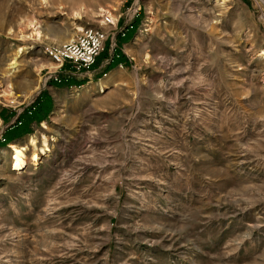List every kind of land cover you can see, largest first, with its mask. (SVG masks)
<instances>
[{"label": "rangeland", "instance_id": "374dc122", "mask_svg": "<svg viewBox=\"0 0 264 264\" xmlns=\"http://www.w3.org/2000/svg\"><path fill=\"white\" fill-rule=\"evenodd\" d=\"M84 28L103 50L57 84L43 48ZM0 264H264V0H0Z\"/></svg>", "mask_w": 264, "mask_h": 264}, {"label": "built area", "instance_id": "2783aa9c", "mask_svg": "<svg viewBox=\"0 0 264 264\" xmlns=\"http://www.w3.org/2000/svg\"><path fill=\"white\" fill-rule=\"evenodd\" d=\"M108 25L116 28L113 24ZM132 26L125 25L124 28L117 29V33L123 37L125 33L132 30ZM107 35L100 29L84 28L68 42L44 47L43 53L58 67L59 71H62L63 78L68 79L71 75L89 72L103 50ZM65 65H69V69H64ZM59 80L56 79L55 82Z\"/></svg>", "mask_w": 264, "mask_h": 264}, {"label": "bare ground", "instance_id": "6f19581e", "mask_svg": "<svg viewBox=\"0 0 264 264\" xmlns=\"http://www.w3.org/2000/svg\"><path fill=\"white\" fill-rule=\"evenodd\" d=\"M120 1L121 0H114L116 4H119ZM42 2L45 3V0H42ZM95 15L96 18L100 19V23H102L103 25H108L109 23L114 24L113 22L115 18L112 12L108 9L99 7ZM28 28L30 30V33L27 36L28 39L29 38L38 39L40 37L39 32L36 30L34 25H32V23L28 24ZM24 50L25 49L23 48L18 49L17 52L15 53V57L17 58L19 55H21ZM16 58H14L13 62L10 63L9 69L14 70L17 67L15 60ZM105 89H109V87H107L105 84L98 85V93H103ZM41 125L44 127V123H42ZM38 141L39 142H36L33 139V137L29 136L26 138L25 144L22 145L11 144L8 146V148L10 149L9 166L12 167V171L14 170L17 171L18 173L19 172L21 173V171L25 170L28 164H30L31 166H36L38 164L40 156L46 155V152L49 151L48 149L49 139L45 136H41V139H39ZM37 143H39V147L37 146Z\"/></svg>", "mask_w": 264, "mask_h": 264}, {"label": "trees", "instance_id": "16d2710c", "mask_svg": "<svg viewBox=\"0 0 264 264\" xmlns=\"http://www.w3.org/2000/svg\"><path fill=\"white\" fill-rule=\"evenodd\" d=\"M127 39V38H126ZM126 41V40H125ZM123 56L122 55H120V53L118 52V51H115V54L113 55V58H112V62H111V64L107 67V68H105L104 70H108V69H110L111 67H113V66H115V65H117V64H120V62L123 60ZM57 84H61V85H68L69 84V81L66 79V78H60V80H59V82L57 83ZM76 84H78L79 85V82H76ZM35 109H36V103H34L33 105H31L30 106V108L26 111V113L24 114V115H22L21 117H17V119H16V121H15V123H14V126H13V128H17L18 126V128H20V130H18L17 131V133H16V135H21V134H23V133H27L28 131H26V125H27V123L29 122V120H28V122L25 124V125H23V122L21 121L22 119H23V117L24 116H30V117H28L29 119H31V120H36V121H39V120H41V118L40 117H36L33 113H34V111H35ZM33 114V115H32ZM23 126V127H22ZM22 127V128H21Z\"/></svg>", "mask_w": 264, "mask_h": 264}, {"label": "crops", "instance_id": "0c3cea01", "mask_svg": "<svg viewBox=\"0 0 264 264\" xmlns=\"http://www.w3.org/2000/svg\"><path fill=\"white\" fill-rule=\"evenodd\" d=\"M98 8H99V7H98ZM95 11H96V10H95ZM95 11H94V12H95Z\"/></svg>", "mask_w": 264, "mask_h": 264}]
</instances>
